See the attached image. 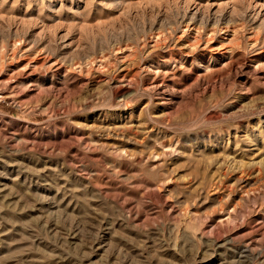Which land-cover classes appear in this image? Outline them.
Wrapping results in <instances>:
<instances>
[{
  "label": "rangeland",
  "instance_id": "obj_1",
  "mask_svg": "<svg viewBox=\"0 0 264 264\" xmlns=\"http://www.w3.org/2000/svg\"><path fill=\"white\" fill-rule=\"evenodd\" d=\"M0 264H264V0H0Z\"/></svg>",
  "mask_w": 264,
  "mask_h": 264
}]
</instances>
